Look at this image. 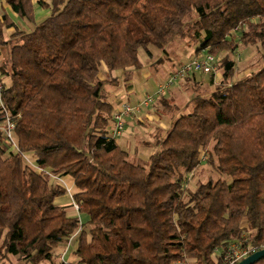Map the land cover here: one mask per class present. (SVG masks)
<instances>
[{
    "label": "trees",
    "instance_id": "obj_1",
    "mask_svg": "<svg viewBox=\"0 0 264 264\" xmlns=\"http://www.w3.org/2000/svg\"><path fill=\"white\" fill-rule=\"evenodd\" d=\"M4 1L34 23L32 0ZM49 1L51 14L29 32L0 15L3 101L18 149L4 139L0 111V260L55 264L76 232L71 256L82 264H212L214 249L229 243L264 248V56L234 81L231 58L239 42L264 51V0ZM177 39L225 53L221 80L189 100L140 163L110 136L117 104L98 75L121 70L127 82L142 68L139 50L150 57L149 46L165 52ZM22 155L73 179L78 215L54 204L65 190ZM202 157L228 180L189 191L182 182Z\"/></svg>",
    "mask_w": 264,
    "mask_h": 264
},
{
    "label": "rangeland",
    "instance_id": "obj_2",
    "mask_svg": "<svg viewBox=\"0 0 264 264\" xmlns=\"http://www.w3.org/2000/svg\"><path fill=\"white\" fill-rule=\"evenodd\" d=\"M48 1V0H47ZM34 8V23H28L25 20L18 18L16 15L12 14L9 10L7 14L10 19L16 24L17 28L23 32L31 31L34 26L49 16L51 14V8L46 3L41 0H33ZM7 5L4 0H0V15L6 12ZM234 36L239 40V31L234 32ZM5 37L8 35L6 33ZM150 51V57H148L143 50H139L138 58L142 62V68L133 71V76L131 82L134 86V95L130 96L127 94V89L124 84L123 71L115 70L111 72H105V68L102 67L99 79L105 80L106 85L104 89L108 93L107 101L115 103L113 111L122 103L129 102L134 103V98H143L145 95H154L157 85L163 83L168 75L175 71V69L181 64L187 62L188 60L201 56L202 51L196 52L197 44L193 41L175 40L170 46L165 47V52L158 50L153 46L148 47ZM2 56H0V64L4 60V52L2 51ZM225 53H219L216 55L217 59H221ZM264 51L259 45H244L239 42L238 47L234 50L231 58L235 61V72L232 81L241 79L250 73L258 70L263 65ZM219 62V61H218ZM176 67V68H175ZM115 77V78H113ZM194 77V78H193ZM221 80V70L218 68L214 73L211 74H199L187 76L183 81H178L174 86L167 89L163 95L156 97L154 102L145 110L139 114H132L130 117L133 118V122L127 121L124 125V130L126 124L132 125L134 129L133 140L139 143L136 147L138 149H143L142 152H137V162L144 163L147 159L151 150H155V145L159 139L165 137L166 130L173 118L182 113L189 112L191 106L189 100L194 96H206L208 91H211L220 83ZM121 91L120 95L113 96L116 91ZM169 104V106L167 104ZM112 111V112H113ZM146 113L152 118L145 119L140 117ZM138 116L140 118H135ZM129 117V118H130ZM131 121V120H130ZM111 133V131L109 130ZM123 135V134H122ZM121 137V136H120ZM119 137H117L118 139ZM144 141H140V139ZM116 140V139H115ZM141 145V146H140ZM132 147V146H131ZM140 151V150H139ZM134 155L132 148L130 150L129 158ZM217 180L228 178L219 175L215 169L207 163L203 157L201 158L200 165L195 169L194 172L185 175L183 180V187L189 191H194V189L201 183H205L207 180ZM55 183V180L54 182ZM186 199V198H184ZM187 200V199H186ZM76 213L74 212V215ZM245 235L252 234L248 226L244 223ZM243 234V235H244ZM64 248V247H62ZM264 249V248H261ZM259 249V250H261ZM72 247H70L69 254L66 256L68 260H74L71 256ZM258 251V250H257ZM9 264H15V257L10 256ZM55 264H60L58 259L53 258ZM17 263H21L20 260L16 259ZM5 262L7 259L0 260V264ZM192 263V261H191ZM45 264V263H41ZM193 264V263H192Z\"/></svg>",
    "mask_w": 264,
    "mask_h": 264
},
{
    "label": "built area",
    "instance_id": "obj_3",
    "mask_svg": "<svg viewBox=\"0 0 264 264\" xmlns=\"http://www.w3.org/2000/svg\"><path fill=\"white\" fill-rule=\"evenodd\" d=\"M219 59L214 57L211 54L203 53L199 57H194L187 62L178 66L174 72H172L166 80L157 85L156 91L154 95H145L141 98L137 103L130 104L129 102H122L113 112H112V121H113V128L110 133L112 138H117L122 136L124 132V125L126 118L130 117L132 114H138L141 112L143 108H148L155 100L156 97H159L164 94V92L174 86L178 81L182 80L183 78L190 76L192 74H211L214 73L217 69V63ZM3 91L4 86L2 80L0 78V111L4 116V124L2 127L3 135L5 141L13 147L15 150L18 151L16 142L13 136L14 130V122L6 109L3 101ZM23 161L34 167L37 168L39 171H44L38 167H36L32 162L28 160L25 155H22ZM205 159V158H204ZM48 174L51 178L55 181H59L60 177H54L50 172L44 171ZM71 197V196H70ZM71 207L73 208L76 215L79 212V205L76 204L72 197H71ZM72 234L67 241L64 250L59 257L60 264H82L77 262L76 260H66L65 256L69 251L70 245L72 240L74 239L75 235ZM259 250L255 247L249 239L239 240L234 243H229L223 248H216L212 252L211 255V262L212 264H236L241 259L251 255L252 253ZM174 264H192L191 261L187 258H183L181 260L176 261Z\"/></svg>",
    "mask_w": 264,
    "mask_h": 264
},
{
    "label": "crops",
    "instance_id": "obj_4",
    "mask_svg": "<svg viewBox=\"0 0 264 264\" xmlns=\"http://www.w3.org/2000/svg\"><path fill=\"white\" fill-rule=\"evenodd\" d=\"M42 2H44V3H46L47 5H49L50 4V1L48 0H41ZM32 4H33V0H32ZM34 5V4H33ZM6 14H8L9 13V8L7 7L6 8V12H5ZM13 32V29H9V30H6L5 31V33H4V37H5V35H6V33H7V35L9 36L11 33ZM6 38V37H5ZM142 63V62H141ZM142 66H143V64H142ZM176 68V67H175ZM133 72V71H132ZM132 76H133V74H132ZM132 76H131V78H132ZM113 78H115V77H113ZM124 84H125V87H126V89H127V94H129L130 96L132 95H134V86H133V83L131 82V79L129 80V81H125L124 82ZM116 94H114L113 96H116V98H117V96L118 95H120V93H121V91H116L115 92ZM140 100V98H138V97H135L134 98V103H131V104H135V103H137L138 101ZM146 108H143L142 110H141V112L143 111V110H145ZM140 112V113H141ZM139 114V113H138ZM141 118L143 117L144 118V120L145 119H148V118H152L153 116H149V115H147L146 113H143V115H141L140 116ZM140 117H138V116H135V118H140ZM131 120V121H130ZM127 121V123L128 122H130V123H132L133 122V118L132 117H128V118H126V120H125V122ZM127 126H125V130H124V132H123V135L121 136V137H119L118 139L117 138H115L116 140V143L124 150V151H126L127 153H128V155L130 154V150H131V148H132V151H133V153H134V155L132 156V157H134V158H132V159H134V160H137V158H139V157H137V152H142L143 151V149H138L136 146L139 144V143H136V142H134V140H133V137H135L134 136V129H133V127H132V125H128V124H126ZM112 131V130H111ZM140 141H144L142 138L140 139ZM132 146V147H131ZM139 146V145H138ZM141 146V145H140ZM140 150V151H139ZM154 152V150H151V152H149L148 153V155L146 156V159L152 154ZM137 157V158H136ZM55 183L57 184V185H59V186H61L64 190H65V192H66V194L65 195H63V196H60V197H57V198H55L54 199V204L56 205V206H59V207H62V208H65L66 209V211H67V214L68 215H70V216H74V210H73V208L71 207V197L77 192V189L75 188V186H74V181H73V179H71L70 177H68V176H65V177H60L59 178V181H55ZM71 196V197H70ZM76 215V214H75ZM79 218H80V222L82 223L83 221H85L84 220V218L82 219L81 218V216L79 215ZM63 250H64V248H62V247H59L58 249H57V252H56V254H55V256H54V258L55 259H58V261L60 260V256H61V254H62V252H63ZM69 254V252L66 254V256ZM66 256H65V259H66ZM66 260H68V259H66ZM72 260V259H71ZM70 260V261H71ZM15 264H31V263H29V262H25V261H21V263H17V261L15 260ZM5 262H3V263H1V264H4ZM60 263V262H59ZM6 264H9V259L7 260V263ZM39 264H41V263H39ZM45 264H47V263H45Z\"/></svg>",
    "mask_w": 264,
    "mask_h": 264
},
{
    "label": "water",
    "instance_id": "obj_5",
    "mask_svg": "<svg viewBox=\"0 0 264 264\" xmlns=\"http://www.w3.org/2000/svg\"><path fill=\"white\" fill-rule=\"evenodd\" d=\"M263 258H264V249H261L241 259L236 264H254Z\"/></svg>",
    "mask_w": 264,
    "mask_h": 264
}]
</instances>
